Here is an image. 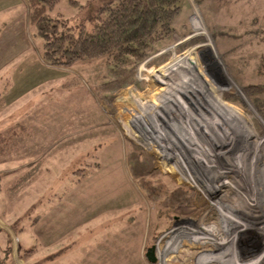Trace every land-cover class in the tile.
<instances>
[{"label": "rangeland", "instance_id": "374dc122", "mask_svg": "<svg viewBox=\"0 0 264 264\" xmlns=\"http://www.w3.org/2000/svg\"><path fill=\"white\" fill-rule=\"evenodd\" d=\"M76 1L61 0L54 15L92 31L107 0ZM175 2L170 17L150 0L173 21L168 38L154 41L151 15L120 7L77 48L121 50L110 57L126 64L105 55L55 67L42 58L26 0H0V264H264V195L245 207L237 197L254 180L232 174L264 141V117L244 90L264 81V0ZM167 66L177 71L165 86ZM203 89L233 107L214 109ZM187 115L185 143L168 140ZM238 125L251 136L234 133ZM203 129L213 139L200 155Z\"/></svg>", "mask_w": 264, "mask_h": 264}, {"label": "trees", "instance_id": "16d2710c", "mask_svg": "<svg viewBox=\"0 0 264 264\" xmlns=\"http://www.w3.org/2000/svg\"><path fill=\"white\" fill-rule=\"evenodd\" d=\"M60 1L61 0H26L29 9V22L36 29L37 35L43 39L42 58L47 64L51 66L71 67L75 62L79 60H91L93 58H97L100 56L103 57L105 55H107L106 57L115 67L126 64L128 62L127 58H119L122 53L121 50H116L113 52L111 48L107 50L101 49L98 50L96 54H79L77 52L78 46L82 42L87 40V38H91L89 36H92L93 39L96 38L103 28H106L116 19L115 17L122 12L119 9L120 7L125 8L123 10L124 13L129 12L131 15L135 13L141 15L148 14V16L151 15L153 22L151 24L152 31L150 32V34L152 33V38L154 41H160L168 38L174 31L173 21L170 17L177 14L174 10L176 3L175 0H162V3L167 8V12L170 17L167 16L166 13H158V11L160 10H151L152 6L150 4V0H137L135 2L136 5L133 8L129 7L128 4H126V0H107L104 2V4L99 6L97 13L95 14L97 16L93 15L91 17V20L96 18L97 23L96 27L92 31H87L86 27L83 25L82 27H80V29H76L75 27L69 26L66 23L62 14L57 13L54 15L53 12L55 10V7ZM93 1L95 0H87V4L89 5ZM70 2L75 6L79 5L78 1L76 0H70ZM110 43L111 42H109V44ZM118 51H120L121 53H119ZM114 53H118L119 57L113 58L114 60L112 62L110 55L115 56ZM168 69V66L160 68V70H162V75L165 76L164 78H166L164 79L166 81L165 86L171 83L170 75H173L177 71L176 68L172 70ZM192 80L193 75L184 79L182 85H179L176 90L177 95L179 94V91L184 89V87L190 85L192 83ZM196 88L197 86L194 89L190 90L192 95L197 90ZM163 89L164 88H162L160 92ZM244 90L264 117V81L245 84ZM201 91L198 92L202 96L204 102L208 101V104L210 106H213L214 109L221 107L223 104H226L227 107L231 106L228 103L224 102L221 98H219V94L215 93L212 89L208 90V92H210L209 95L211 96L210 99L206 95L205 89H203L202 92ZM188 98L193 97L188 96ZM173 99L176 100L175 97ZM3 102V97H0V107L3 105ZM163 107H165V105H161V107L158 106V112L161 115L163 114V112H165V110H163ZM201 109L202 111H207L206 106H204V108L201 107ZM229 118L232 120L235 117ZM160 121L162 122L163 120L160 119ZM177 122H179V124H176ZM188 122L189 115L185 116L184 119L182 118V120L176 119L173 125L170 124L171 129L169 130V132H166V138L170 137V139L168 138V140H171L172 135L181 140L183 139L182 141L185 143L187 139V133L185 131H182V129L186 127L187 130L189 128L191 122ZM22 129L25 128L23 127ZM7 134H9V138L12 140L11 137H13L14 134H17V132L13 128H10L7 130ZM177 143L178 141H174L173 143L170 142L172 150L176 152ZM132 162L134 165L137 164V161L135 159H133Z\"/></svg>", "mask_w": 264, "mask_h": 264}, {"label": "bare ground", "instance_id": "6f19581e", "mask_svg": "<svg viewBox=\"0 0 264 264\" xmlns=\"http://www.w3.org/2000/svg\"><path fill=\"white\" fill-rule=\"evenodd\" d=\"M203 119H206V121H204V124L206 125V122L212 120L211 117L209 116H202ZM200 120V119H199ZM201 122V120H200ZM199 123V122H198ZM200 127H203L202 125H199ZM242 131H246L248 132L249 136H251V132L250 130H248L247 128L245 127H242L241 125H238V128L236 129V131H233L234 133H237L238 130H241ZM201 130V129H200ZM227 130V129H226ZM233 130V129H232ZM204 131V132H203ZM203 131H201V133H197L196 134V137L197 135H199V138H200V141L202 143V146H199V154L201 155H205L207 153L210 154V150L208 149V145L211 144V142L209 143L208 140H212L213 138L208 134L210 133L211 131L209 132H206L205 129H203ZM222 131V130H221ZM225 131V130H224ZM213 133V132H212ZM220 133V132H219ZM220 135V134H219ZM258 136V135H257ZM209 137V138H208ZM244 139V138H243ZM205 140H207L208 144H206L205 148H203V146L205 145ZM240 144V143H239ZM202 147V148H201ZM254 147H255V157L257 159H254L252 158L249 159L247 158V156H241L240 159L238 158V161L240 163L239 167H238V170L237 172H233L232 174L234 175V179H237V177L240 176L241 177H244L246 176L247 177V174L249 173L251 175V178H253L254 180V183L252 185H250V187H248L249 189V193L245 196H241V197H237L239 200H241V202L244 204L245 207H249L250 206V209H251V206L252 208L254 207V203L257 199H259L260 197V194H261V197L264 195V173H263V169H264V141L262 142L260 138L256 139V142L254 143ZM253 148V147H252ZM200 149H202V151H200ZM245 150V149H244ZM208 151V152H206ZM202 152V153H201ZM216 154V153H214ZM211 157V156H210ZM215 157V155H214ZM214 161V160H213ZM206 162V161H205ZM212 162V161H211ZM212 164L214 165V163L212 162ZM248 165V166H247ZM242 166V167H241ZM203 169H206V167H204ZM220 173L222 174L223 171L220 170ZM215 180V179H214ZM212 182H215V181H212ZM208 185V184H207ZM228 183H226V185H223V186H220L219 188H222V187H225L227 186ZM210 188V187H209ZM218 187L216 188V190L219 189ZM213 189V188H212ZM214 190V189H213ZM262 190V192H261ZM261 192V193H260ZM220 201H223L222 198H219ZM236 206V205H235ZM237 208L233 207V210L232 212L234 213V211H240L242 209H245L244 207L242 206H236ZM264 248V247H263ZM261 261V260H260Z\"/></svg>", "mask_w": 264, "mask_h": 264}, {"label": "crops", "instance_id": "0c3cea01", "mask_svg": "<svg viewBox=\"0 0 264 264\" xmlns=\"http://www.w3.org/2000/svg\"><path fill=\"white\" fill-rule=\"evenodd\" d=\"M185 70V69H184Z\"/></svg>", "mask_w": 264, "mask_h": 264}]
</instances>
